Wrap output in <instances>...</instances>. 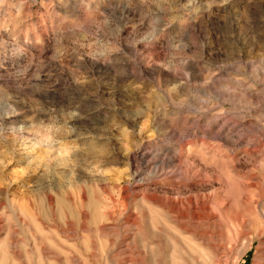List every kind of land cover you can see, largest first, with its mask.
I'll list each match as a JSON object with an SVG mask.
<instances>
[{"label":"rangeland","instance_id":"obj_1","mask_svg":"<svg viewBox=\"0 0 264 264\" xmlns=\"http://www.w3.org/2000/svg\"><path fill=\"white\" fill-rule=\"evenodd\" d=\"M263 217L264 0H0V264H264Z\"/></svg>","mask_w":264,"mask_h":264},{"label":"bare ground","instance_id":"obj_2","mask_svg":"<svg viewBox=\"0 0 264 264\" xmlns=\"http://www.w3.org/2000/svg\"><path fill=\"white\" fill-rule=\"evenodd\" d=\"M144 157V155L142 156V158ZM204 204H205V206H207V204H206V202L205 201H202ZM190 204H191V202H190ZM192 208V207H191ZM188 209H190L189 207H188ZM264 218V217H263ZM248 245V244H247ZM247 245H246V247H247ZM252 246V242L250 243V245L247 247V249L246 250H243L242 252V254H241V256H239L238 257V259H237V261L236 262H238L240 259H241V257H242V255L249 249V247H251Z\"/></svg>","mask_w":264,"mask_h":264}]
</instances>
